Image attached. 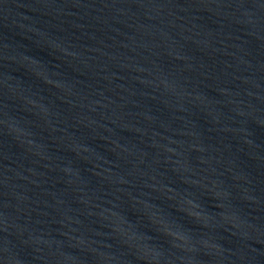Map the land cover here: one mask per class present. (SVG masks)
Instances as JSON below:
<instances>
[{
	"label": "water",
	"instance_id": "water-1",
	"mask_svg": "<svg viewBox=\"0 0 264 264\" xmlns=\"http://www.w3.org/2000/svg\"><path fill=\"white\" fill-rule=\"evenodd\" d=\"M0 264H264V0H0Z\"/></svg>",
	"mask_w": 264,
	"mask_h": 264
}]
</instances>
